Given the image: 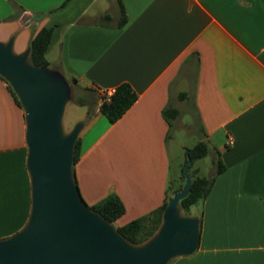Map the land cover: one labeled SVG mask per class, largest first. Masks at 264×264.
I'll return each instance as SVG.
<instances>
[{
  "label": "crops",
  "instance_id": "0c3cea01",
  "mask_svg": "<svg viewBox=\"0 0 264 264\" xmlns=\"http://www.w3.org/2000/svg\"><path fill=\"white\" fill-rule=\"evenodd\" d=\"M65 1L0 0V41L14 39L22 53L55 26L47 60L57 50L54 69L76 79L80 95L96 92L74 167L86 203L117 195L126 208L119 227L160 208L173 124L193 112L213 176L219 157L226 170L203 203L199 249L171 264H264V0ZM122 84L138 99L111 123L97 91ZM168 108L179 111L170 123ZM27 158L25 112L0 78V240L30 217Z\"/></svg>",
  "mask_w": 264,
  "mask_h": 264
},
{
  "label": "water",
  "instance_id": "95a60500",
  "mask_svg": "<svg viewBox=\"0 0 264 264\" xmlns=\"http://www.w3.org/2000/svg\"><path fill=\"white\" fill-rule=\"evenodd\" d=\"M31 49L16 53L14 39L0 41V76L25 112L27 168L32 208L26 226L0 240V264H171L200 247L202 222L184 215L181 201L195 174L188 159L180 191L168 198L159 231L134 245L83 199L75 181V149L86 123L66 132L64 116L72 100L65 75L30 61Z\"/></svg>",
  "mask_w": 264,
  "mask_h": 264
},
{
  "label": "trees",
  "instance_id": "16d2710c",
  "mask_svg": "<svg viewBox=\"0 0 264 264\" xmlns=\"http://www.w3.org/2000/svg\"><path fill=\"white\" fill-rule=\"evenodd\" d=\"M71 0H66L62 5V8L67 6ZM15 4V3H14ZM122 6V19L119 23V27H123L127 23V16ZM107 19H110L109 16H106ZM55 26L51 28L44 27L42 28L32 39L30 43V61L36 67H49V62L47 60V52L50 47L53 32ZM0 78L7 84L9 91L16 100V102L21 106V103L9 85V83L0 76ZM74 84H77V80L73 79L71 81ZM90 93V99L84 100L83 98L76 99V103L82 106H93L97 105V96L96 92L91 89H86ZM138 99L137 94L134 92L132 87L128 84H122L117 88L115 95L112 97L110 102H104L100 106V112L105 115L111 123H116L120 120L124 114L136 103ZM22 107V106H21ZM179 114V111L175 108H168L164 111V116L166 120L170 123L171 120L175 119ZM92 116L89 117V120ZM81 138L79 137L76 149H75V165L80 159L81 156ZM210 154V148L206 143H199L195 147L186 150V161L190 159L192 162L196 160H201L206 158ZM216 166V173L211 178L200 177L198 172H196L195 178L193 180L192 189L190 195L181 201L180 205L184 215L190 216L191 208L197 205L200 202H205L211 194L213 186L215 184L217 176L222 174L226 170V166L221 160L217 158L214 162ZM75 176V171H74ZM183 184L178 188H174L172 185L168 188V195L164 204L149 213L148 215L142 216L138 219H135L124 226L117 227L116 229L126 238L127 241L134 245H143L148 242L156 233L159 231L162 222L163 214L168 205V198L172 196L176 191H180L185 182V176H182ZM76 181V176H75ZM77 183V181H76ZM78 185V184H77ZM94 211L98 212L102 217L108 220L113 225L121 219L126 214V208L120 198L111 194L106 199L102 200L98 204L91 207ZM203 213H200V219H202Z\"/></svg>",
  "mask_w": 264,
  "mask_h": 264
},
{
  "label": "rangeland",
  "instance_id": "374dc122",
  "mask_svg": "<svg viewBox=\"0 0 264 264\" xmlns=\"http://www.w3.org/2000/svg\"><path fill=\"white\" fill-rule=\"evenodd\" d=\"M99 5L101 4L99 3ZM98 7L99 6H97V8ZM14 49L15 52L18 53V47H15ZM58 57L59 53L57 50L50 53V55L48 56V60L51 63V66H49L50 69H54L53 63L54 60L58 59ZM67 80L72 87V100L68 103L64 116V128L68 133L73 130L77 123L81 121H84L85 123L89 122V117L92 116V108H90L89 106L78 105L76 103V99L78 98H83L86 101L89 100L91 98L90 93L86 91L82 95H80L79 89L75 85H73V83L68 78ZM180 122L189 125V128L180 127ZM201 141H204V138L199 132L198 120L195 118L193 112L184 114L181 119L174 122L170 137L168 139V150L171 166L169 184L174 188H178L183 184V170L185 165L187 164L186 150L188 148L191 149L195 147ZM205 143L208 144L209 148L211 149L209 143L207 141H205ZM196 172H198V176L200 177L211 178L213 176L214 167L212 163L211 153L204 159L192 162V165L190 166V173L194 174ZM203 203L204 202H200L197 205L193 206L190 211V216H195V214L201 212V210L203 209ZM88 206L92 207V205L89 204ZM121 224L122 220L120 222H116L114 224V227L117 228ZM174 261H176V259Z\"/></svg>",
  "mask_w": 264,
  "mask_h": 264
},
{
  "label": "built area",
  "instance_id": "2783aa9c",
  "mask_svg": "<svg viewBox=\"0 0 264 264\" xmlns=\"http://www.w3.org/2000/svg\"><path fill=\"white\" fill-rule=\"evenodd\" d=\"M116 91H117L116 88H110V89L102 88V89H99L97 92H98L102 102L104 103L105 101L110 102L112 97L115 95ZM234 143H235V141L231 137L228 140V145L232 146V145H234Z\"/></svg>",
  "mask_w": 264,
  "mask_h": 264
}]
</instances>
